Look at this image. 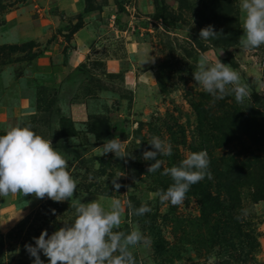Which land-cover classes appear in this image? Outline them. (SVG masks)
Here are the masks:
<instances>
[{"label": "rangeland", "instance_id": "rangeland-1", "mask_svg": "<svg viewBox=\"0 0 264 264\" xmlns=\"http://www.w3.org/2000/svg\"><path fill=\"white\" fill-rule=\"evenodd\" d=\"M80 2L0 0V135L29 126L67 158L78 181L73 198L97 199L106 209L119 199L125 211L118 231L138 227L150 241L132 249L136 264H264V46L241 48L240 0ZM108 19L145 43L138 66L104 67L109 52L125 59L123 37L98 35ZM209 25L219 34L200 39ZM85 26L101 38L60 72L72 33ZM201 57L238 71L249 97L237 103L234 94L217 100L206 93L193 78ZM71 104L82 106L81 118L71 116ZM4 109L12 119L7 127ZM153 136L170 144L172 155L158 156L160 169L148 173L155 161L143 152L154 150ZM113 138L123 142L125 158L99 156L98 147ZM200 151L207 152L211 179L193 184L178 206L161 203L156 194L174 183L164 171ZM117 175L119 190L112 184ZM128 202L151 211L136 216ZM70 204L0 197V264H33L25 245L72 223Z\"/></svg>", "mask_w": 264, "mask_h": 264}, {"label": "clouds", "instance_id": "clouds-1", "mask_svg": "<svg viewBox=\"0 0 264 264\" xmlns=\"http://www.w3.org/2000/svg\"><path fill=\"white\" fill-rule=\"evenodd\" d=\"M243 13V35L239 44L244 50L264 46V0H240ZM219 33L209 25L200 30V39H215ZM196 83L217 100L234 94L237 103L249 97L248 84L241 83L240 73L219 59L211 62L201 57L197 71L193 74ZM93 136V143L95 142ZM154 150L144 151L145 161L154 160L147 171L156 172L161 167L158 156H171L172 148L158 136L149 143ZM99 156L114 153L117 158H125L123 142L118 138L106 140ZM209 159L206 151L193 152L181 162L180 166L166 169L163 175L170 176L174 183L166 190L158 192L161 203L170 202L172 206L183 203L193 184L211 179L207 172ZM67 158L54 149L51 140L36 134L29 126H13L0 135V197L18 193L23 196L34 195L38 199L48 198L54 202L71 201L76 217L72 223L64 224L51 235L42 231L34 237L35 246L26 244L25 249L33 257V264H44L40 258L43 253L48 264H136L132 249L147 246L150 241L138 227L130 232L118 231L124 217L125 206L119 199H112L107 209L99 200L82 203L73 198L78 181L68 170ZM117 175L112 184L119 190ZM91 179V178H90ZM127 207L132 214L143 216L151 211L146 204L134 208L131 202Z\"/></svg>", "mask_w": 264, "mask_h": 264}, {"label": "crops", "instance_id": "crops-1", "mask_svg": "<svg viewBox=\"0 0 264 264\" xmlns=\"http://www.w3.org/2000/svg\"><path fill=\"white\" fill-rule=\"evenodd\" d=\"M70 2H73L74 4L80 5L82 0H69ZM110 8V7H108ZM110 12V11H107ZM103 17V14L101 15ZM111 17V16H110ZM113 31L115 32V36H117L119 39L123 37L122 41H124V57L125 58L122 62L120 59L117 60L111 52L107 53L106 56H104V67L108 70V72H116L119 70L120 66H123V63H126L128 67L132 68V66H138L140 63L137 61H142L145 58V53H147V47L145 43L138 42L133 38V34L128 33V28L125 29H119L113 21L108 19L106 22H102L98 26V32L100 35L107 33V35L112 37ZM96 32V31H95ZM95 32L88 29L86 26L77 28L70 38V41H72L74 47L66 53V56L64 57V62L60 66V72H67L73 68V66L79 64L87 55V53L90 51L89 49L92 47V44H96V40L101 36H98ZM119 33V36H118ZM99 38V39H100ZM99 42V40H98ZM101 41L98 43L100 45ZM102 46V43H101ZM120 61V63H119ZM134 65H133V64ZM27 103H24L26 105ZM4 111L3 120H5L4 124L5 127H7V120H12L11 117H8V112L6 109ZM83 108L81 105L77 104H71L70 105V114L71 116H77V118L82 117ZM11 116V115H9ZM72 117V118H73Z\"/></svg>", "mask_w": 264, "mask_h": 264}]
</instances>
